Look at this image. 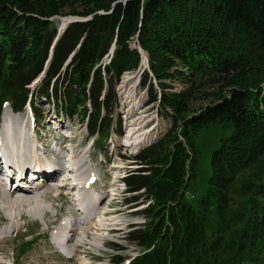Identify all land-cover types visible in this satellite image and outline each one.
Returning <instances> with one entry per match:
<instances>
[{
    "label": "trees",
    "instance_id": "1",
    "mask_svg": "<svg viewBox=\"0 0 264 264\" xmlns=\"http://www.w3.org/2000/svg\"><path fill=\"white\" fill-rule=\"evenodd\" d=\"M66 13L92 17L70 23L55 42L58 30L53 20ZM134 36L141 48L149 51L150 65L161 88L167 89L164 80L172 77L171 59H179L184 66L201 72L203 80L226 84L227 91L190 113L189 90L181 94L162 92L160 110L164 114L170 108L172 112L166 114L171 117L173 128L159 142L133 157L142 167L128 171V192L155 191L160 200H176V194L186 186L184 161L191 156L179 140L178 130L193 146L202 129L228 123L232 132L222 138L213 153V176L202 206L207 211L217 208L221 221L238 227V234L233 233L234 243L238 238L244 250L264 251V183L250 177L240 187L235 185L237 173L247 172V167L253 166L264 174V0H0V114L4 101H10L17 111L30 102L42 119V102L54 108V114L63 120L71 118L76 107L81 109L83 120L85 115L88 119V132L104 139L118 106L115 84L124 71L140 62L139 53L129 50L126 44ZM112 43L116 45L115 56L102 67ZM164 55L170 57L169 61L160 60ZM44 72L41 82L31 89ZM144 75L141 86L149 88L150 102L154 103L158 93L149 74ZM183 75L179 73L181 78ZM118 124L119 131L121 121ZM220 161L230 170V186L224 193L214 185L222 180L217 177ZM164 166H168L166 174L169 169L170 173L158 181L151 173ZM235 197H239L238 210L224 217L230 207L225 199ZM132 199L137 197L127 201ZM179 209L181 217L173 212L168 229L175 233L180 230V235L191 232L186 245L185 240L180 243L181 254L185 246L195 243L193 254L186 250L189 255L184 257L203 264L211 258L208 254H215V241L224 233L209 240L202 228L210 224L207 214L195 213L183 203ZM136 227L131 225L127 239L143 246L151 236ZM157 250L145 256V264L182 261L177 251L166 259V251L163 254V249ZM122 262L120 256H114L115 264Z\"/></svg>",
    "mask_w": 264,
    "mask_h": 264
},
{
    "label": "rangeland",
    "instance_id": "2",
    "mask_svg": "<svg viewBox=\"0 0 264 264\" xmlns=\"http://www.w3.org/2000/svg\"><path fill=\"white\" fill-rule=\"evenodd\" d=\"M90 17L92 16L90 15ZM90 17L70 15V13H66L65 16L54 18L53 21L57 25V30L59 29V36H61L66 27L72 23L70 21L81 22L89 20ZM126 44L129 50H136L139 53L140 62L138 65L124 71L119 81L115 84L118 106L112 116V126L108 131V135L104 136V139L101 138V150L97 151L96 145L92 143L94 137L89 135L87 131V129H89L88 119L85 115V119L83 120L80 108L76 109V107H74L73 116L71 118H66L68 121L65 120L66 122L64 123V126H66L64 131L71 130L73 135L78 136V139H76L71 146L75 148L80 144L79 151L82 152V156L80 155L79 158L81 163H87L84 171L86 177L89 172L90 174L95 173V175L101 179L103 176H107L106 179L104 178V183H108L107 186H111L109 187L111 189L108 190V195L106 192L103 197L101 196L104 201L102 207L105 211H103L104 214H102V212L98 216L99 219L100 216H103L100 220H106L104 222L106 223V226L108 228L115 227V231L110 233L108 230L102 228L103 232H99L102 238L100 237L99 240L90 241V244H88L89 246L87 245V247L82 248L78 256L84 260V264H114L112 258L117 255L123 259L122 264H145V256L159 248L157 251L163 249V254L166 251L164 254V258L166 259L172 258V256H174V251H177L180 254L178 257L182 259L179 264H196L197 260H191V258L184 257L185 255H189L185 254L186 250L193 254V245H195V243L190 246H185V248H183L184 253L182 252L183 254H181L182 248L180 243L186 238H189L188 234L191 232L180 235V230L175 233L173 229H168L171 225L170 218L172 217L173 212L179 216L181 212L177 211H181L179 207L183 203L187 209L192 210L195 213H205L209 217L210 224L207 223L202 226V228L207 231L205 234L206 238L211 240L216 237L219 232L224 233L221 234L222 237L218 241H215L217 248L215 254H208L211 258H209V260L205 259L203 264H264V251L256 250L254 252L252 249L250 251L244 250V248H242L243 246L240 247L241 239L239 240L237 237L236 242L234 243L232 238L234 234H238V227L233 225L230 226L231 223H228L227 221H221L217 208L210 207V210L207 211L202 206V201L205 199L206 194L210 189V180L213 176V153L219 148L222 138L228 137L232 132L231 125L228 123H217L202 129L195 136L193 146H190L180 134L181 129L178 130L179 140L187 148V153L191 156L184 161L186 186L176 194V200H174V198L170 200L168 198L160 200L156 196L155 191L148 192L147 194L146 192L143 193L141 191L138 193H124V185L120 182L121 177L128 170H136L142 167L140 163L133 160V157L138 155L143 149L159 142L167 135L170 129L173 128L172 119L166 114V111L169 112L170 108H166L164 114H162L160 110V98L163 91L166 93L181 94L189 90V92H187L188 113L197 111L205 105L214 102L218 95L227 91L226 84H214L203 80L202 78L204 77L201 76V72L196 71L192 67L184 66L179 59H171V64L173 66L170 73L172 74V77L164 80L167 89H163L161 88L159 81L156 79L154 71L150 65L149 51H144L141 48L138 39L135 36L126 41ZM111 47L108 54L101 62L102 67L106 65L109 59H112L115 56L116 45L112 43ZM52 52L53 49L51 48L50 56ZM163 58L160 57V60L167 62L170 59L167 55H164ZM48 63L49 61H47V66ZM145 73L149 74L148 76L151 79L154 89L158 93V100L154 103L150 102L149 88L147 86H141ZM179 73H184V77L181 78ZM44 75L45 72L41 73L40 76L35 79L36 82L34 81L35 84L33 86L31 85V89L36 88ZM194 86H199V88L194 89ZM87 103L90 106L89 102ZM26 107V109L24 108L19 112H14L12 116L9 115L8 112L10 111V108H3L4 114L2 111L0 127L1 124H3V116L5 120L18 123L19 126L21 125V120H25V122H28L31 125V122L34 119V112L31 111L28 105ZM41 107L46 117L44 118L45 120H40L38 118L39 122L36 128L38 129V134L43 136V141H46L49 140V137L54 135L52 128L56 129V127H52V124L59 122L62 124L63 122L56 118L53 111L54 108L53 110L50 109L46 102H42ZM90 112L91 110L89 108L88 115ZM119 121H121V128L119 132L115 134L113 131H118L116 129L118 128ZM28 123L26 124L27 130L29 129ZM133 127H136L137 130L132 129ZM30 129L34 132L33 135H31L34 137L36 129ZM105 132L106 130L104 129L103 134ZM162 151L164 152V149ZM116 164H119L120 168L123 167V171L120 170ZM263 164L264 161L262 160L261 165ZM257 165H260V161ZM247 168V172L239 171L237 173L236 186L240 187L247 181V179H250V177L251 179H254L255 182L257 181V183H264V174L262 175V172H259V170L255 169L253 166ZM167 169L168 166H164V168L157 167L151 175H153L158 181L162 180V178H165L168 173H170L169 169L166 174ZM229 172L230 170L225 169L223 162L220 161V164L217 167V177H222V180L220 182H215L214 185L218 188V191L222 193H224V190L228 189L230 186ZM146 173L149 174L150 172ZM258 174L262 176L259 177ZM116 180L117 183H113ZM64 181L59 182L60 186H63V188L65 186ZM76 182L79 181L77 180ZM68 184H70V182H68ZM98 184L100 185L101 183L99 182ZM69 188L71 189V186ZM70 189L68 190V193H70L68 199L72 202L73 196H71L72 192H70ZM96 189L98 195L103 194V190ZM134 196L137 197L136 200L132 199L127 201V199ZM92 197V199L95 200L100 198L95 196ZM262 197H264V195H262ZM50 199V201L46 202V205L51 217H48L47 219L41 217L38 220L34 219L32 221L22 220L20 221V224L18 223L20 226L17 225V227L11 232V238L7 237V239L2 241V245L0 246L4 251H0V264H13V259L16 254L13 253L10 247L13 246L14 243L20 242L23 237H26L27 240H31L35 237L37 240L33 248L27 252V254L23 255L22 259H18L19 263L17 264H70L64 260L63 257L57 255L58 253L56 254L55 249L46 244L47 240H49V235H45V232L50 226L48 223L59 218L55 217V213L59 214L60 207L63 205L64 209H67L71 204H62L58 201L54 202L56 200L53 199V201L51 197ZM224 203L230 206L224 214V217H228L230 211L238 210L239 197H235L234 200L227 198ZM145 210L150 211L148 215L144 213ZM93 211H97V209H94ZM23 221L25 222L23 223ZM3 223L4 222L0 221V230H4V228L7 227ZM92 223L94 222L92 221ZM132 224L142 228L147 234H150L151 237L149 239L151 240L147 242L145 241L143 246L131 243L127 239V233L131 230ZM94 225L96 226L97 224L94 223ZM239 225L242 226L243 224ZM194 233L196 232L194 231ZM194 233L192 235H194ZM186 241L187 240L183 242L185 245ZM228 242H233L234 244L232 246H227ZM70 254L72 255V253ZM163 262H165V259ZM197 264L200 263L197 262Z\"/></svg>",
    "mask_w": 264,
    "mask_h": 264
},
{
    "label": "bare ground",
    "instance_id": "3",
    "mask_svg": "<svg viewBox=\"0 0 264 264\" xmlns=\"http://www.w3.org/2000/svg\"><path fill=\"white\" fill-rule=\"evenodd\" d=\"M142 67H143V65H142ZM7 107H9V106L6 105V108ZM3 114H4V111H3ZM139 119H140V117H139ZM10 123L9 124H10L11 129L10 128L9 129L11 131V137L15 138L14 142H16V140L17 141L20 140V139L18 140V136L22 132L27 133V135L31 139L35 137V135H34V137L31 136V135H33L34 132H32V130L30 128L36 129V127L38 126V119L37 118L34 117V119L31 122V125L28 122H25V120H21L20 126L18 123H15V122H10ZM27 123H28V128H29L28 130L26 129ZM58 124H59L60 128L64 127L61 124V122L54 123V124H52V126H57ZM132 129L137 130L136 127H133ZM30 130L32 133L30 132ZM8 134H10V133H7V135ZM132 134H134V133H132ZM72 136H74V135H70V137H72ZM74 138L78 139V136H74ZM22 142L24 143V141H22ZM16 146H17V144H15L12 148H14ZM79 147H80V144L77 146V149L75 151V157L77 158V162H78L80 168L82 169L83 165L85 163H81V161H80L79 157L82 154V152L79 151ZM39 161H40V155H37L33 164L41 163ZM116 166L118 168H120L119 167L120 165L116 164ZM27 167H30V166H27ZM52 167H53V165H52ZM32 170L33 169H29L28 171H32ZM77 173L75 171L71 170V171H69V174L67 173L65 175V177L61 180V181L65 180L64 181V185H65L64 188H63V186H60V183H58L59 182V175H56V174L49 175V178H48V176L45 175L44 178L48 179V180L44 181L43 185L38 187L36 190H30V189H28V187L26 188L25 182L26 181H33L35 179V177H33V176H27V179L21 180V181L19 180V190H22V191L8 192V193H5L4 196H0V221L4 222L3 224H5L7 226L4 228V230H0V242L6 236H8L9 233H11L17 227V225L20 226L19 224H20V221H22V220H26V221L31 220L32 221L34 219L38 220L41 217H43V219H47L48 217H51L50 212H48L49 211L48 207L46 205V202L51 200L50 197L52 198V200L54 199V200L60 201L62 203H73V201H75L74 198H73L72 202L68 199V196L70 197V193H68V190L70 189L69 187L71 186L70 192H72L74 190L72 188H74V186L78 185V183L81 184V187L84 189H86V187H87L86 182H84L86 179V175H84V173L79 174V170H77ZM52 176H53V178H52ZM76 177H78L79 182H76L77 181ZM74 179H76V180H74ZM68 182H70V184H68ZM116 182H117V180L114 181L113 183H116ZM73 184H75V185H73ZM102 197H100V198L97 197L98 199L95 200V199H92L93 197L90 193L86 194L83 197V200L86 201V203L90 206L91 210L97 209V211H95V216L96 215L98 216L103 211H105V209L102 207L104 205V201H103ZM102 214H104V212ZM66 216H67V219H65L61 223V227L55 232V236L53 238V241H50L49 245L56 248L57 249L56 252L59 255H65L66 256V254L72 253L71 260L73 261V264H84V261L81 260L82 258L79 257L78 254H79V252H81L82 248H85V247H87L88 244H90V241L99 240V238L101 237L99 232H101V231L103 232V229H106V223H104L106 220L103 219V221H101L98 219V221L102 222L100 224V225H102V227H100V225L98 226V224L96 222H94V220H92V221L95 224H97L96 226L94 225V223H92V221L89 223H85V222H82V220H79L80 214L78 212L77 213L76 212H70V213L68 212V213H66ZM102 218H103V216L102 217L100 216V219H102ZM108 221H109V218H108ZM24 222L25 221H23V223ZM58 222L59 221H51L48 223V225H51V224L57 225ZM23 223H21V224H23ZM106 230H108L110 233H112L113 231H115V227H109ZM79 261H81V263H79ZM95 261H98V260H95Z\"/></svg>",
    "mask_w": 264,
    "mask_h": 264
},
{
    "label": "water",
    "instance_id": "4",
    "mask_svg": "<svg viewBox=\"0 0 264 264\" xmlns=\"http://www.w3.org/2000/svg\"><path fill=\"white\" fill-rule=\"evenodd\" d=\"M72 20H74V19H72ZM68 22H69V20H68ZM70 22H72V21H70ZM58 38V37H57ZM56 42V41H55Z\"/></svg>",
    "mask_w": 264,
    "mask_h": 264
}]
</instances>
